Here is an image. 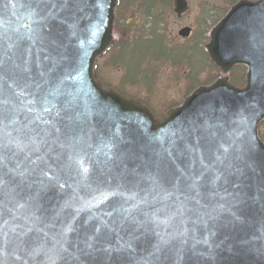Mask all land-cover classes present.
Segmentation results:
<instances>
[{"label":"water","instance_id":"obj_1","mask_svg":"<svg viewBox=\"0 0 264 264\" xmlns=\"http://www.w3.org/2000/svg\"><path fill=\"white\" fill-rule=\"evenodd\" d=\"M116 6L0 0V264H264V0L211 29L223 77L161 120L96 80Z\"/></svg>","mask_w":264,"mask_h":264},{"label":"trees","instance_id":"obj_2","mask_svg":"<svg viewBox=\"0 0 264 264\" xmlns=\"http://www.w3.org/2000/svg\"><path fill=\"white\" fill-rule=\"evenodd\" d=\"M133 1L134 6H132V8H139V10L132 11L131 13L132 18H130V21H132V27L135 28L137 23L143 24L149 20L150 22H148V25H150V28L148 31H144L143 27H141L140 33L136 31L139 35L133 37L130 43H121L112 50L113 62H111V67L117 65L122 66L127 76L134 78L131 84L135 83L139 78L144 79L147 77V80L144 79L146 88L151 86L155 72L143 69L141 67L142 64H150L151 61L156 60L159 61V63H163V61L169 62L175 66L187 63L189 67L192 68V64L189 63L192 57L188 53L189 50L186 49L190 46V43L170 46L165 34V28L159 26L161 23L164 25V17H162V14L154 5L157 2V4H163L165 8L169 9L170 1L146 0L141 6H138L137 0ZM235 1L236 0L223 1V6L215 8L209 7L208 4L200 6L202 16L197 23L200 35L195 36V39L191 43L193 44L192 48L190 49H198L194 57L202 58L205 66L208 64L206 58L202 56V49L200 47L202 42H204V35L208 28L225 13L227 7L232 5ZM196 37H198V39H196ZM231 81L236 84L241 83L242 75L239 70H236L232 74ZM119 91L125 94L123 89H119Z\"/></svg>","mask_w":264,"mask_h":264},{"label":"rangeland","instance_id":"obj_3","mask_svg":"<svg viewBox=\"0 0 264 264\" xmlns=\"http://www.w3.org/2000/svg\"><path fill=\"white\" fill-rule=\"evenodd\" d=\"M203 1H207L211 4L221 5V0H191L190 1V12L187 16L181 20H175L168 12L166 15L167 21V31L171 36L173 42H180L181 39L177 36V32L184 26L191 27L192 30L196 29V21L199 15V4ZM108 57L103 58L99 61V74L103 81L108 82L113 86H119L123 75L125 74L122 69H112L103 65ZM186 69L181 66L177 72L176 68H172L169 64H165L158 70L156 79L151 83L149 89L146 88L145 84L142 82L141 86L132 87L130 84L125 83V91L129 95H134L136 97L144 99L146 94L151 92V96L148 99L150 105L156 113L161 114L163 108H165L170 103H179L188 88V82L185 80ZM173 76H176L180 80L174 81ZM207 78L206 74L199 76V81L203 82ZM147 80V77L144 78ZM153 89V90H152ZM152 90V91H151ZM260 132L264 136V125L260 128Z\"/></svg>","mask_w":264,"mask_h":264}]
</instances>
